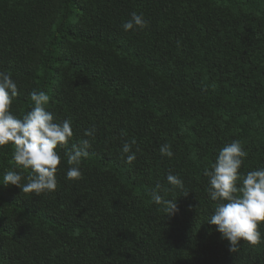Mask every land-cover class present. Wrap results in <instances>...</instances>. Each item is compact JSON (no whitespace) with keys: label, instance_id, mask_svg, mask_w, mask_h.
Returning a JSON list of instances; mask_svg holds the SVG:
<instances>
[{"label":"trees","instance_id":"1","mask_svg":"<svg viewBox=\"0 0 264 264\" xmlns=\"http://www.w3.org/2000/svg\"><path fill=\"white\" fill-rule=\"evenodd\" d=\"M133 12L148 25L125 31ZM0 71L18 87L14 115L44 91L73 129L56 149L57 188L40 195L3 183L31 169L0 147V264H264V223L258 245L233 253L208 223L218 201L204 175L234 140L248 153L241 177L264 168V0H0ZM81 139L83 178L69 180ZM154 189L179 211L165 213Z\"/></svg>","mask_w":264,"mask_h":264},{"label":"clouds","instance_id":"2","mask_svg":"<svg viewBox=\"0 0 264 264\" xmlns=\"http://www.w3.org/2000/svg\"><path fill=\"white\" fill-rule=\"evenodd\" d=\"M147 25L148 21L143 14L133 12L123 28L128 31L134 27L143 29ZM18 94L16 82L8 73L0 71V147L11 144L16 164L31 169L26 177L23 173L8 171L3 177V183L20 187L23 193L40 195L45 191H55L56 173L62 159L56 149L67 145L73 136L72 122L70 119L56 122L54 115L45 107L50 100L49 95L35 90L30 94L33 107L22 118L17 117L11 108L13 98ZM94 132V128L89 129L84 135L94 138ZM135 143L133 139L131 143L123 144L122 153L127 154L128 164L136 159L132 152ZM89 148L90 140L81 139L66 153L67 164L71 166L67 171L69 180L83 178L79 166L82 158L89 155ZM160 152L169 158L173 156L169 144L162 145ZM247 155L241 142L234 140L220 149L211 170L206 169L204 172L210 178L208 194L211 200L218 201L208 223L215 225L222 238L229 241V251L232 253L238 251L241 241L258 245L261 242L259 226L264 223V168L249 171L241 177L239 170ZM22 179L27 182L21 184ZM167 181L173 189H184L183 181L177 175L169 173ZM239 181H242L240 186ZM160 188L161 185L157 184L156 189ZM156 189L151 193L154 203L162 205L169 216L177 213V199H164ZM187 194L188 191H184L183 195Z\"/></svg>","mask_w":264,"mask_h":264}]
</instances>
